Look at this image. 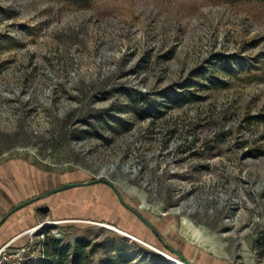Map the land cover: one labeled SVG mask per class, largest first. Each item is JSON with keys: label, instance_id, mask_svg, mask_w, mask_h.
<instances>
[{"label": "rangeland", "instance_id": "obj_1", "mask_svg": "<svg viewBox=\"0 0 264 264\" xmlns=\"http://www.w3.org/2000/svg\"><path fill=\"white\" fill-rule=\"evenodd\" d=\"M12 157L109 179L193 264H264V3L0 0V163ZM81 191L31 228L60 222L37 234L89 241L90 264L182 261L111 186Z\"/></svg>", "mask_w": 264, "mask_h": 264}, {"label": "crops", "instance_id": "obj_2", "mask_svg": "<svg viewBox=\"0 0 264 264\" xmlns=\"http://www.w3.org/2000/svg\"><path fill=\"white\" fill-rule=\"evenodd\" d=\"M42 172L43 170L39 165H34L33 162L20 157H12L0 163V219L22 201L41 196L49 190L77 181L72 179L65 180L63 179L64 174L56 172L52 173L51 176L44 175L41 177ZM84 187L86 186L60 191L50 195L53 198L47 205L37 204V201L14 213L0 227V246L14 237L24 236L22 233L26 230L41 224L40 213L43 210L53 214V220H64L58 213L63 209L72 208V204L75 202L81 203L83 200L82 196L80 197L79 195H81V189ZM73 190H76L75 196L70 194V192L73 193ZM25 236L23 239L28 241L29 235Z\"/></svg>", "mask_w": 264, "mask_h": 264}, {"label": "trees", "instance_id": "obj_3", "mask_svg": "<svg viewBox=\"0 0 264 264\" xmlns=\"http://www.w3.org/2000/svg\"><path fill=\"white\" fill-rule=\"evenodd\" d=\"M63 1L73 4L88 5L93 0H63ZM218 1L230 2V3L258 1L264 3V0H218ZM245 66L246 63L242 61L238 62L237 67L227 68L226 70H224L225 71L224 74L225 76L238 75V73L241 71L240 67H245ZM208 73L209 72H204V76L207 77L210 80V82L214 83L215 85H221V84L224 85L226 83L224 82L225 80H220L216 76L211 75L212 74L211 72L209 74ZM180 242L183 243L184 241H180ZM26 243H27L26 240L20 238V246ZM46 244H47V259L43 264H90L89 255L88 252L86 251V248L91 245L89 241H81L79 242V244H77L75 248H73L71 244H64L62 243L61 240L55 238L54 236H50L47 238ZM166 250L168 249L166 248ZM168 251L171 252L170 250ZM155 254L157 256H160L159 253H155ZM167 264H171V263L167 262Z\"/></svg>", "mask_w": 264, "mask_h": 264}, {"label": "built area", "instance_id": "obj_4", "mask_svg": "<svg viewBox=\"0 0 264 264\" xmlns=\"http://www.w3.org/2000/svg\"><path fill=\"white\" fill-rule=\"evenodd\" d=\"M1 207V201H0ZM50 226L57 225L60 222H48ZM44 224L31 228L25 234L29 235L30 240L21 246H14L13 243L20 238L4 244L0 248V264H43L47 259V244L46 234L41 232ZM54 235L61 239L64 237L63 231H54ZM38 238V240H36Z\"/></svg>", "mask_w": 264, "mask_h": 264}, {"label": "water", "instance_id": "obj_5", "mask_svg": "<svg viewBox=\"0 0 264 264\" xmlns=\"http://www.w3.org/2000/svg\"><path fill=\"white\" fill-rule=\"evenodd\" d=\"M95 184H106L109 185L113 188L114 192L117 194L118 198L120 199L121 203L130 211H132L144 224H146L155 234L156 236L160 239V241L166 246V248L168 250H170L171 252L175 253L176 255H178L182 262H184L185 264H193L190 262V260L178 249L174 248L172 245H170L166 239L164 238V236L160 233V231L157 229V227L152 224V222H150L148 220V218L146 216L143 215V213L141 211H139L138 209L134 208L131 204H129L126 199L124 198L120 188L113 183L112 181H110L107 178H100V179H96V180H90V181H86V182H75V183H67L65 185L59 186L57 188H54L52 190H49L48 192H46L45 194H42L41 196L35 197V198H31L25 202L20 203L19 205H17L15 208H13L10 212H8L7 214H5L1 219H0V227L17 211L47 197L50 196L52 194L58 193L60 191H64L67 189H72V188H76V187H81V186H91V185H95ZM50 224L45 223L44 227H49ZM128 235V233H127ZM129 236V235H128Z\"/></svg>", "mask_w": 264, "mask_h": 264}, {"label": "bare ground", "instance_id": "obj_6", "mask_svg": "<svg viewBox=\"0 0 264 264\" xmlns=\"http://www.w3.org/2000/svg\"><path fill=\"white\" fill-rule=\"evenodd\" d=\"M48 223V222H47ZM48 224H50V223H48ZM109 225V224H108ZM110 227H112V226H110ZM112 228H114V227H112ZM177 264H185L184 262H182V261H180V260H178V259H176V258H172Z\"/></svg>", "mask_w": 264, "mask_h": 264}]
</instances>
